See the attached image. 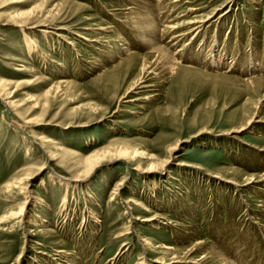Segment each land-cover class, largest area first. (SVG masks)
<instances>
[{"label":"rangeland","instance_id":"374dc122","mask_svg":"<svg viewBox=\"0 0 264 264\" xmlns=\"http://www.w3.org/2000/svg\"><path fill=\"white\" fill-rule=\"evenodd\" d=\"M137 1L0 0V264H264V0Z\"/></svg>","mask_w":264,"mask_h":264},{"label":"bare ground","instance_id":"6f19581e","mask_svg":"<svg viewBox=\"0 0 264 264\" xmlns=\"http://www.w3.org/2000/svg\"><path fill=\"white\" fill-rule=\"evenodd\" d=\"M130 2H132V4H134V5L133 6H128L126 8L127 10H129V12L127 13L129 15L134 12L133 10H135L134 8L136 6L137 7L139 6L138 5L139 2L137 0H130ZM133 17L136 19L133 22H134V25H135L134 27L136 28V30L139 31V32L137 31V33L139 35L138 37L143 38L144 40H146V41H148V42L151 43L152 49H149L150 50L149 53H152L153 54L152 56H154L155 60L158 57V55H156V54H159L160 57L161 56H164L166 54L165 53V48H163L160 45H156L157 42L154 43L153 38L151 39V35H149V36L147 34L144 35V33L147 32L146 30H150L151 32H153V30H156L155 29L156 27H154V21H153L152 13L150 11H147V12L146 11H143V13L142 12H139L138 15L137 14L136 15L134 14ZM131 22H132V20H131ZM199 23H200L199 20H192V21H190V23H188V24H193L194 26L190 29V31H188L186 33H182L181 35H183V34L185 35V34H188V33L192 32V31H195V30L199 29L200 26H201V24H199ZM175 27H177V26H175ZM141 28H144V29H141ZM27 46H28V52L29 53L35 52L38 49L37 45L34 44V43H29V44H27ZM121 50H125V48H122ZM125 51H128V49L125 50ZM174 60H175L174 58H172V59L170 58L169 63H167V68H168V70H170L171 73H174L175 70L178 67V64ZM146 68H147V66L145 64H142L141 65V71H142V73L145 71ZM143 76L144 75L141 74L139 76V78L136 79L134 81V83H132L126 89V91L123 93L122 96H126L128 92L133 91V90H135L137 88H144L146 90V93L148 92V94L150 93V91H154L156 89V87H157L155 85V82H153V81L151 82L149 80H146ZM0 86H1V88H0V96L4 95V96H7V98H9L8 97V96H10L9 95V91H7L5 85L3 84V85H0ZM148 98H149V96L145 95V96H139L138 98H135V99L145 100V99H148ZM133 99H131V100H133ZM9 102H10V104L11 103H14L11 100H9ZM256 120L264 121L263 119H259V118L257 119V118H255V116H252V117H250L247 120V122L244 125L242 124L243 125L242 127L238 128V129H233L232 132L233 133H236V132L241 131L242 129H246L247 127H249L251 125L252 121H256ZM40 139H44V141L48 142L44 137H40ZM176 147L177 146H174V147L171 148V152H170L171 155L175 153ZM48 154H49L48 156L51 157V158L55 155V153H50V152H48ZM145 154L146 153H144L143 150H138V149L128 150L127 147H125V146H121V147H119L117 149H114V150L108 148V149H103L100 152L94 151L89 156L85 157V159H83V162L85 163V166H84L85 168L75 178H72L71 179V182H78L80 180H84L85 178H87L92 173V171L95 170V168L98 167L103 162V160H110L112 158H115V159H124L125 161L133 160V162H136L137 156H140V155L142 156V155H145ZM173 157L168 158L167 160H165L161 164L160 163H157V162L156 163H153V164H149L145 168L141 167V165L139 164V162H137L138 164L136 165L135 170L138 171L139 173H154V172L162 173L163 170H165L166 166L170 163V159L173 158ZM29 179H30V177L28 176V177H25L23 179V181L25 180V182H27ZM230 182H231V184L232 183H236V182H233V181H229V183ZM21 183L22 182H17L18 185H16V187L22 189L21 190V193L26 194V196H27L26 198H28V196H29L28 186L27 185L22 186V185H20ZM126 202H131V200H128ZM135 203L137 205H141L140 203H137V201ZM150 219H152V218L149 217V216H144L141 219V221H147V220H150ZM22 220L25 221L24 218ZM145 244L149 245L150 243L147 241V243H145ZM154 262L155 263H158V264H167L165 261H163L160 258L154 259ZM190 263H192V262H190Z\"/></svg>","mask_w":264,"mask_h":264}]
</instances>
